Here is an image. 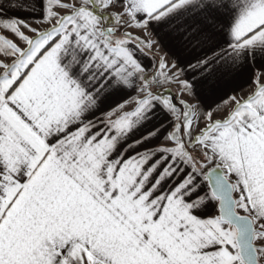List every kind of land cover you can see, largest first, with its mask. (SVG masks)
<instances>
[{"label": "snow or ice", "instance_id": "obj_1", "mask_svg": "<svg viewBox=\"0 0 264 264\" xmlns=\"http://www.w3.org/2000/svg\"><path fill=\"white\" fill-rule=\"evenodd\" d=\"M0 264H264V0H0Z\"/></svg>", "mask_w": 264, "mask_h": 264}, {"label": "crops", "instance_id": "obj_2", "mask_svg": "<svg viewBox=\"0 0 264 264\" xmlns=\"http://www.w3.org/2000/svg\"><path fill=\"white\" fill-rule=\"evenodd\" d=\"M173 87H175V86H173Z\"/></svg>", "mask_w": 264, "mask_h": 264}]
</instances>
